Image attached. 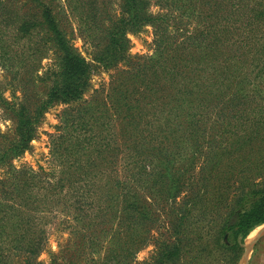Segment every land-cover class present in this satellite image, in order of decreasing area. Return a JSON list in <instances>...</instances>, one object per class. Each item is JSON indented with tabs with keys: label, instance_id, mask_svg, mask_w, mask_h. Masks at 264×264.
Masks as SVG:
<instances>
[{
	"label": "trees",
	"instance_id": "16d2710c",
	"mask_svg": "<svg viewBox=\"0 0 264 264\" xmlns=\"http://www.w3.org/2000/svg\"><path fill=\"white\" fill-rule=\"evenodd\" d=\"M67 1L82 10L92 62L116 71L105 97L83 99L93 65L51 1L0 0L3 33L16 29L0 33V110L13 125L0 131V207L10 194L50 223L57 205L70 232L48 263L43 229L0 264H238L264 224V0H119L117 16L110 0ZM153 1L165 14L150 13ZM170 23L179 40L130 55L128 34ZM47 52L53 65L38 74ZM74 103L51 146L57 167L12 166L44 114Z\"/></svg>",
	"mask_w": 264,
	"mask_h": 264
},
{
	"label": "rangeland",
	"instance_id": "374dc122",
	"mask_svg": "<svg viewBox=\"0 0 264 264\" xmlns=\"http://www.w3.org/2000/svg\"><path fill=\"white\" fill-rule=\"evenodd\" d=\"M51 1V6L55 13H58L61 18L65 16L66 28L70 32L74 34L73 43L75 47L81 52V55L86 59L88 63L93 65V72L89 81V89L84 94L83 99L88 100L93 95H101L102 97L107 96V91L109 86L112 83V76L115 74V70H105L99 66H97L91 60L92 47L89 42V38L87 37V31H83V23L81 22L82 10L81 8H76V4L72 3L71 7L68 4L67 0H44ZM113 3L112 14L118 15L119 13V0H110ZM165 7L159 5L158 2L153 1L150 6V13L153 15L157 14H165ZM179 26H186V22H180ZM177 27L173 24H168L166 30H156V28L152 25H147L137 34H128L127 38L130 41V50L129 53L133 57L139 56H154L155 50L157 48V38L159 40L164 38L170 41L179 40L181 37L180 29H176ZM16 29L5 31L3 33L2 28L0 27V33H3V39L13 37ZM81 32V33H80ZM6 34V35H4ZM10 34V35H7ZM86 43H84V41ZM10 44V43H9ZM53 55L50 52H47L45 57L40 62V68L38 74L44 73L51 65H53L54 60L52 59ZM123 69V66H120ZM3 67L0 61V81H3ZM4 97L11 101L13 98L19 96V92L17 90H9L6 89L4 92ZM82 103V102H80ZM80 103H74L70 105H55L51 107L41 119L40 123L37 127L36 137L34 140L30 142L29 149L26 150L21 156L12 160V166L16 169L26 168L31 169L35 172L39 173H47L50 170H53L57 167L59 160H56L55 155L51 154V146L55 138H57V134L61 132L60 122L61 115L64 108L68 107L71 110H76L79 107ZM117 128V123H113V131ZM13 130L12 122L7 118L6 114L0 110V131L6 132ZM115 133L118 136V130L115 129ZM119 140V139H118ZM120 143V142H119ZM118 171V175L121 176L120 167H116ZM3 170L0 171V175ZM122 177V176H121ZM10 192V189L9 191ZM3 193L0 192V196ZM9 194V193H7ZM3 206H11V208H3ZM0 207V226L5 227L7 231H9L10 235L0 236V253L1 250H8V254L11 252H15L16 255L14 258H18L19 252H23L21 250H17V247H26L28 244L30 245V241L39 239L38 230H46V240L43 244L42 241V252L39 255L38 260L48 263L49 262V252L57 253L60 249H62L67 241L68 236L70 234L69 229L67 228V224H62L63 222V214L58 208L57 205H51L53 210H55L56 215L60 214V218L49 220L50 223L47 222L48 213L47 212H35L34 209L26 208L24 204L19 202V198H15L12 195H8L4 200V205ZM40 209H38L39 211ZM44 210V208H43ZM7 213L9 216H7ZM47 214V215H45ZM6 216L5 218H2ZM59 216V215H58ZM47 224V225H46ZM10 226V229H9ZM11 226H15L17 230H13ZM264 226L261 225L253 230L249 236L245 239L244 245L249 243L252 238L256 236L259 230ZM24 234L23 237H21ZM41 236V235H40ZM152 252V247H146L142 251L137 254V260L142 261L146 259ZM244 252V251H243ZM247 264H264V236L261 237L255 244L252 252L249 255Z\"/></svg>",
	"mask_w": 264,
	"mask_h": 264
},
{
	"label": "water",
	"instance_id": "95a60500",
	"mask_svg": "<svg viewBox=\"0 0 264 264\" xmlns=\"http://www.w3.org/2000/svg\"><path fill=\"white\" fill-rule=\"evenodd\" d=\"M264 236V226L259 230L254 238L249 243L244 245V252L238 264H247L250 253L252 252L256 242Z\"/></svg>",
	"mask_w": 264,
	"mask_h": 264
},
{
	"label": "crops",
	"instance_id": "0c3cea01",
	"mask_svg": "<svg viewBox=\"0 0 264 264\" xmlns=\"http://www.w3.org/2000/svg\"><path fill=\"white\" fill-rule=\"evenodd\" d=\"M262 225H263V224H262ZM260 226H261V225H260ZM258 227H259V226H258ZM256 228H257V227H256ZM256 228H255V229H256ZM255 229H254V230H255Z\"/></svg>",
	"mask_w": 264,
	"mask_h": 264
}]
</instances>
